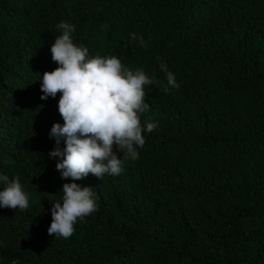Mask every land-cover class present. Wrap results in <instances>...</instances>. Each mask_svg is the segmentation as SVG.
<instances>
[{"label": "trees", "instance_id": "16d2710c", "mask_svg": "<svg viewBox=\"0 0 264 264\" xmlns=\"http://www.w3.org/2000/svg\"><path fill=\"white\" fill-rule=\"evenodd\" d=\"M61 21L90 57L159 82L145 86L141 121L158 126L139 158L76 181L96 211L68 239L48 234L72 182L49 157L60 94L40 98ZM162 62L179 90L163 91ZM3 175L20 177L29 208L0 207V264H264V0H0Z\"/></svg>", "mask_w": 264, "mask_h": 264}, {"label": "clouds", "instance_id": "9594fccd", "mask_svg": "<svg viewBox=\"0 0 264 264\" xmlns=\"http://www.w3.org/2000/svg\"><path fill=\"white\" fill-rule=\"evenodd\" d=\"M61 34L50 48L51 58L58 65L42 75L41 100L60 94L58 111L64 123H55L50 136L56 147L49 157L57 159L56 170L61 178L71 180L62 187V199L53 201L52 221L48 234L64 239L75 232V225L96 211L92 187L76 181L89 174L102 179L106 174L118 176L124 161L139 158L138 148L145 144L144 132H153L158 123H142L141 114L150 109L145 102V86L158 84L155 75L143 69L125 66L116 56H89V49L72 39L75 26L61 21ZM130 42L147 47L143 36L129 34ZM150 39V38H149ZM166 74L163 91L179 90L175 75L167 63H160ZM63 140L66 145L60 147ZM119 153H123L121 157ZM5 187L0 190V207L24 211L29 208V195L19 176H0Z\"/></svg>", "mask_w": 264, "mask_h": 264}]
</instances>
